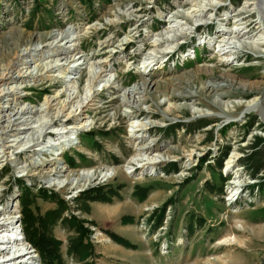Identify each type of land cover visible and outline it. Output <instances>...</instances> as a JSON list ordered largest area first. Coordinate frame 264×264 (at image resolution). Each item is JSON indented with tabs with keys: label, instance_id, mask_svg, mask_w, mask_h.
<instances>
[{
	"label": "rangeland",
	"instance_id": "1",
	"mask_svg": "<svg viewBox=\"0 0 264 264\" xmlns=\"http://www.w3.org/2000/svg\"><path fill=\"white\" fill-rule=\"evenodd\" d=\"M0 213V264H51L24 228L55 264H264V0H0Z\"/></svg>",
	"mask_w": 264,
	"mask_h": 264
},
{
	"label": "trees",
	"instance_id": "2",
	"mask_svg": "<svg viewBox=\"0 0 264 264\" xmlns=\"http://www.w3.org/2000/svg\"><path fill=\"white\" fill-rule=\"evenodd\" d=\"M179 129V128H178ZM254 149V151L252 152V154H250L249 156H247L245 159H243L242 160V166H244V167H249V166H252L255 162H256V160L258 159V154H259V151L260 150H258V151H256L255 152V148H253ZM259 149V148H258ZM228 154H229V148H226V150H225V152H224V154H223V156H221L220 158H219V160H217L218 162H217V164H216V168L218 169V170H221L222 169V167H223V163L225 162V160H226V158H227V156H228ZM177 169H175V170H172L171 172H173V171H176ZM171 172H168V171H166L165 173H171ZM255 177V175H253V178ZM23 185V184H22ZM21 185V186H22ZM20 187V186H19ZM251 190H252V188H251ZM25 191V190H24ZM26 192V191H25ZM90 193H93V191L92 192H90ZM28 192H27V194H26V197H28ZM101 197V195L100 196H98V198L97 199H101L100 198ZM30 202H29V200L27 199V200H25V202L22 204V206L24 205V207L25 206H30ZM50 213V215L52 216V218L54 219H56L57 221L59 220V218H60V213H57V211H52V212H49ZM55 220V221H56ZM163 220H160V222L157 220V226H160L163 222H162ZM26 225L27 226H30V225H28L27 223H26ZM24 230V232H25V235H26V238H27V242H30V243H32L33 245V247L37 250V252L40 254V256H41V258L42 259H46L49 263H51V264H55V262H58V263H60V259H59V255H58V248L57 247H51L50 245H48V242H47V240L46 239H44V238H41V239H39V238H37L35 235H31L30 234V232H29V230H28V228H24L23 229ZM114 239L116 238L115 236H112ZM52 242V244L54 245V246H57L58 245V242H56V241H54V239H53V241H51Z\"/></svg>",
	"mask_w": 264,
	"mask_h": 264
},
{
	"label": "bare ground",
	"instance_id": "3",
	"mask_svg": "<svg viewBox=\"0 0 264 264\" xmlns=\"http://www.w3.org/2000/svg\"><path fill=\"white\" fill-rule=\"evenodd\" d=\"M254 14H250V15H248L246 18H244L245 20H251V19H253L254 18V16H253ZM250 26L251 27H254V23H251L250 22ZM33 36L31 37V38H26V39H23L22 41H20L19 43H17V44H15L14 45V48L15 49H17L20 45H27V44H29V43H31V41L33 40ZM16 43V42H15ZM10 65V64H9ZM64 71V70H63ZM32 76V75H31ZM97 80V79H96ZM252 110V109H251ZM247 112H250V109H248V111ZM154 147L155 146H153V147H149V148H143L141 151L142 152H144V153H149V152H152V150H154ZM60 148V146L58 147V145L56 146V149L58 150ZM58 155H60V154H58ZM64 172V171H63ZM59 173H61V171L59 172ZM96 174H97V172L95 171V172H91V171H87V172H83V174H81V172H77V173H73V175H72V178H74V179H78V178H80V177H83V176H87V179H88V181H87V184L86 185H84V187H86L87 185H89L90 184V182L91 181H93L95 178H96ZM100 175H101V173H99ZM83 175V176H82ZM105 178H107L108 177V175L106 174L105 176H104ZM0 214H2V213H0ZM17 220V219H16ZM16 221L15 220H13L12 219V221H11V227L10 228H8L7 227V229L8 230H12V232L14 233L15 232V234H18L19 233V231H16L15 230V228H14V223H15ZM13 239H14V237H13Z\"/></svg>",
	"mask_w": 264,
	"mask_h": 264
}]
</instances>
